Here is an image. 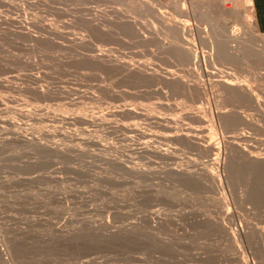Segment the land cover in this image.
I'll use <instances>...</instances> for the list:
<instances>
[{
    "label": "rangeland",
    "instance_id": "obj_1",
    "mask_svg": "<svg viewBox=\"0 0 264 264\" xmlns=\"http://www.w3.org/2000/svg\"><path fill=\"white\" fill-rule=\"evenodd\" d=\"M212 11L0 0V264H264V62Z\"/></svg>",
    "mask_w": 264,
    "mask_h": 264
},
{
    "label": "bare ground",
    "instance_id": "obj_2",
    "mask_svg": "<svg viewBox=\"0 0 264 264\" xmlns=\"http://www.w3.org/2000/svg\"><path fill=\"white\" fill-rule=\"evenodd\" d=\"M144 1L149 6H152V7L155 6V8L158 7L159 5L160 6L166 5L169 8H171L173 10V12H175V14L181 15V16H187V17L190 15L199 16V17L200 16L201 17L202 16L207 17L209 14L210 15L212 14V13H210V11H212V8L222 6L223 12H221V17L219 16L220 17L219 19H220L221 31L219 34V47H220V49L218 51H221V50L224 51V53L227 56V57L224 56L225 59L227 58L228 61H230V62H234V60L236 62H241V60L245 61L248 59L254 60L255 58H258L260 61L264 62V33H262L258 28L256 18H255V12H254L255 10H254L252 0H243L242 2L240 0H228V2L225 4V6L222 5V0H193V1L191 0L192 1L191 2V9H188L186 7V0H144ZM169 14H171V13H169ZM171 20H173L179 24L181 23L178 18L177 19L171 18ZM162 22L165 23V22H167V20H164ZM175 22L173 24H175ZM160 23H161V21H160ZM238 23L241 24V28L239 27L240 32L239 31H238L239 33L238 32L237 33L231 32L232 25L238 24ZM170 26L171 25H169V27ZM174 29H178V28H174ZM179 29H178V31H180ZM178 33H180V32H178ZM234 42H237L238 44L244 46V48H245L244 56H240L239 54H236L235 51L233 52V50H232L233 47L231 44ZM182 56H186L185 57L186 59L189 56L188 59H191V56L188 55L187 53L186 54L183 53ZM224 57L221 58V59H223V61H224ZM228 61L226 60L225 62L229 63ZM150 153H151V151H150ZM255 159L256 160H254V161L257 163H261V164L264 163V159H261L259 157L255 158ZM215 166H216V164H215ZM250 234H252V233H250Z\"/></svg>",
    "mask_w": 264,
    "mask_h": 264
},
{
    "label": "crops",
    "instance_id": "obj_3",
    "mask_svg": "<svg viewBox=\"0 0 264 264\" xmlns=\"http://www.w3.org/2000/svg\"><path fill=\"white\" fill-rule=\"evenodd\" d=\"M258 28L264 33V0H252Z\"/></svg>",
    "mask_w": 264,
    "mask_h": 264
}]
</instances>
